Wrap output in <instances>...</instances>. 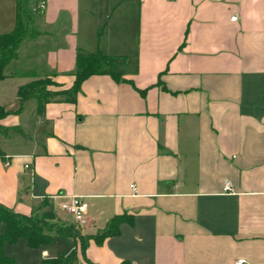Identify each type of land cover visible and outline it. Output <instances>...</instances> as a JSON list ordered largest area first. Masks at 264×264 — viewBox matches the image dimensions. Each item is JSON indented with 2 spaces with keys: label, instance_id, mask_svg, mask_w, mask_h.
Returning a JSON list of instances; mask_svg holds the SVG:
<instances>
[{
  "label": "crops",
  "instance_id": "crops-1",
  "mask_svg": "<svg viewBox=\"0 0 264 264\" xmlns=\"http://www.w3.org/2000/svg\"><path fill=\"white\" fill-rule=\"evenodd\" d=\"M42 1L41 35L0 81V204L89 239L83 253L52 232L39 264H264V0ZM16 16L0 0V35ZM97 51L126 82L96 75L75 103L20 108L22 86L67 90L79 53ZM72 196L84 227L60 209Z\"/></svg>",
  "mask_w": 264,
  "mask_h": 264
},
{
  "label": "trees",
  "instance_id": "trees-1",
  "mask_svg": "<svg viewBox=\"0 0 264 264\" xmlns=\"http://www.w3.org/2000/svg\"><path fill=\"white\" fill-rule=\"evenodd\" d=\"M40 35V31L36 28V11L32 7V0H17L16 26L12 32L0 35V81L6 78L5 71L7 67L13 61L19 59L21 48L28 41L39 38ZM118 62V57L107 56L101 51L79 53L76 68L73 72L75 81L71 88L55 91L50 88L55 85L51 79H38L19 89L20 108L22 109L24 103L31 98L38 99L40 111L47 103L56 99H65L75 103L82 84L96 75H109L117 82H126L127 80L116 69ZM10 113V111L0 107V119L5 118ZM0 156L4 157L2 152H0ZM122 220V216L113 218L101 233L94 236L97 242L102 243L105 238L116 235L119 232V225ZM52 232L59 236L73 238L75 244L80 238L83 253L87 248L89 237H84L73 226L54 227L47 225L44 218L35 219L16 213L0 204V264H17L14 258L6 254L5 248L7 245L13 246L24 239L29 248L39 249L53 242ZM75 258L76 253H73L67 260L64 259V256H60L50 262L52 264H71ZM122 264L130 263L124 262Z\"/></svg>",
  "mask_w": 264,
  "mask_h": 264
},
{
  "label": "built area",
  "instance_id": "built-area-1",
  "mask_svg": "<svg viewBox=\"0 0 264 264\" xmlns=\"http://www.w3.org/2000/svg\"><path fill=\"white\" fill-rule=\"evenodd\" d=\"M215 1H222V0H215ZM45 6H46V2L42 1L40 5L35 9V11H43L45 9ZM236 20L237 17L232 18L233 22H235ZM225 190H229V191L232 190L231 183L226 184ZM60 209L61 211L72 217L79 227H84L85 225H87L88 205L82 197L79 196L69 197L66 201H64L60 205ZM234 264H251V263L246 259L239 258L235 261Z\"/></svg>",
  "mask_w": 264,
  "mask_h": 264
},
{
  "label": "rangeland",
  "instance_id": "rangeland-1",
  "mask_svg": "<svg viewBox=\"0 0 264 264\" xmlns=\"http://www.w3.org/2000/svg\"><path fill=\"white\" fill-rule=\"evenodd\" d=\"M34 41L35 40H31V41H28L27 43L32 44ZM45 220H46L47 225L59 227L57 222L53 221L52 219H48V220L45 219ZM78 241L80 243L81 239L78 238ZM51 245L52 244L48 246H42L40 247V250L31 249V248H28L26 241L24 239H21L17 244L13 246L7 245L5 251H6V254H8L9 256H12L15 259L17 264H39L38 260H40V257H41L40 256L41 250L45 249L48 251V248H50Z\"/></svg>",
  "mask_w": 264,
  "mask_h": 264
}]
</instances>
